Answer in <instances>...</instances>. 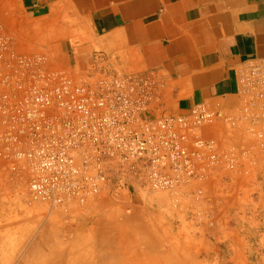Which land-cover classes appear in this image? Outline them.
I'll use <instances>...</instances> for the list:
<instances>
[{
    "label": "built area",
    "instance_id": "built-area-1",
    "mask_svg": "<svg viewBox=\"0 0 264 264\" xmlns=\"http://www.w3.org/2000/svg\"><path fill=\"white\" fill-rule=\"evenodd\" d=\"M239 83L233 112L197 104L172 115L159 72L122 71L100 52L83 71L55 68L0 24V187L62 210L165 194L193 228H213L211 183L264 162V59ZM212 126L241 128L250 143L206 137Z\"/></svg>",
    "mask_w": 264,
    "mask_h": 264
},
{
    "label": "crops",
    "instance_id": "crops-1",
    "mask_svg": "<svg viewBox=\"0 0 264 264\" xmlns=\"http://www.w3.org/2000/svg\"><path fill=\"white\" fill-rule=\"evenodd\" d=\"M7 21L25 43L55 48L60 60L79 69L100 52L122 71L159 72L166 84L163 111L172 115H184L197 104L238 109L241 73L264 59V0H18ZM205 135L225 145L250 143L241 128L212 126ZM232 180L235 186V176ZM229 202L235 208V188ZM203 209L216 225L201 228V251L222 246L235 264V213L233 226L226 228L225 219L220 223ZM171 210L174 220L184 216ZM186 224L173 235L188 229Z\"/></svg>",
    "mask_w": 264,
    "mask_h": 264
},
{
    "label": "rangeland",
    "instance_id": "rangeland-1",
    "mask_svg": "<svg viewBox=\"0 0 264 264\" xmlns=\"http://www.w3.org/2000/svg\"><path fill=\"white\" fill-rule=\"evenodd\" d=\"M17 3L0 0V17L6 30L18 33V46L44 53L55 68L83 71L86 66L60 60L55 48L24 42L27 38L7 21ZM233 178L211 183L205 207L220 223L225 219L226 228L233 226L235 213V264H264V162L257 159L249 173L235 175V186ZM171 208L182 214L165 194L139 193L121 203L102 197L62 210L29 200L25 189L0 187V264H231L222 246L204 254L203 230L193 228L185 216L174 220ZM181 222L189 228L173 235Z\"/></svg>",
    "mask_w": 264,
    "mask_h": 264
}]
</instances>
